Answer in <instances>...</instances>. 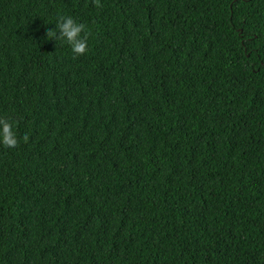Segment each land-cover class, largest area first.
<instances>
[{
    "label": "trees",
    "instance_id": "16d2710c",
    "mask_svg": "<svg viewBox=\"0 0 264 264\" xmlns=\"http://www.w3.org/2000/svg\"><path fill=\"white\" fill-rule=\"evenodd\" d=\"M101 3L0 0V264H264V0Z\"/></svg>",
    "mask_w": 264,
    "mask_h": 264
},
{
    "label": "clouds",
    "instance_id": "9594fccd",
    "mask_svg": "<svg viewBox=\"0 0 264 264\" xmlns=\"http://www.w3.org/2000/svg\"><path fill=\"white\" fill-rule=\"evenodd\" d=\"M93 5L103 8L101 0H92ZM91 31L85 23L77 22L72 16L58 15L55 29L46 32L48 40L60 41L67 44L72 52L73 58L87 55L89 52V37ZM15 121L10 117L0 116V145L6 149H16L19 147V139L15 130ZM28 142V134L23 137Z\"/></svg>",
    "mask_w": 264,
    "mask_h": 264
}]
</instances>
